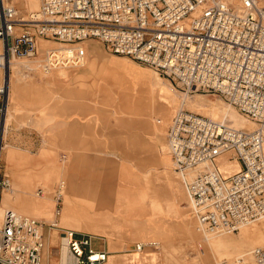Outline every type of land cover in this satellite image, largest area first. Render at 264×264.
<instances>
[{
  "label": "built area",
  "instance_id": "built-area-1",
  "mask_svg": "<svg viewBox=\"0 0 264 264\" xmlns=\"http://www.w3.org/2000/svg\"><path fill=\"white\" fill-rule=\"evenodd\" d=\"M259 3L41 0L39 11L24 17L9 0H0V72L16 58L35 56L39 40L59 45L45 51L47 70L81 67L87 56L80 45L95 40L111 55L151 68L186 93L203 92L227 101L258 129H235L179 110L169 125L167 147L183 177L199 231L234 232L264 217V8ZM8 107L9 90L3 81L0 128ZM223 156L240 165L227 178L217 162ZM193 171L195 177L188 180L187 173ZM9 187L10 180L0 178V196ZM63 187L62 182L50 223L61 230L60 248L66 247L73 264L106 263L108 253L96 249L91 236L59 226ZM45 226L42 220L8 210L0 224V264H44ZM157 246L139 243L135 251ZM237 264H264V247Z\"/></svg>",
  "mask_w": 264,
  "mask_h": 264
},
{
  "label": "rangeland",
  "instance_id": "rangeland-1",
  "mask_svg": "<svg viewBox=\"0 0 264 264\" xmlns=\"http://www.w3.org/2000/svg\"><path fill=\"white\" fill-rule=\"evenodd\" d=\"M33 1H35L36 4L38 3V0ZM9 2L12 3L24 17L28 16L27 11L37 10V8H31L28 4L29 2L27 1L21 3L27 9V11L20 9L19 5L13 3L12 0H9ZM259 2V6L264 8L263 0H259ZM43 44L48 47L57 46V44H54L53 42L39 40V50L35 56L20 59L16 58L17 61H36V63H38L37 61L45 57V50H40V46L45 47ZM80 46H84L86 56H92V52L95 51L100 56V59L105 64V66L116 73L109 76L103 74L99 77H94L89 81L86 80V78L82 79L81 81H66L63 76H60V70L45 75L40 69L32 71L21 70V67L23 66L16 65V69L14 68L12 71L9 70V66H7L5 71L0 72V84H3V81H5L9 90V107L0 128V178H6L10 180V187L4 190L0 196V205L2 203L3 207L6 209L9 208L4 205L3 199L10 197L12 194L10 191V189L13 187L12 174L38 176L46 168L44 158L45 153L47 155L52 154L57 160L58 164L60 166L62 165L63 169L66 170L68 168L69 160L72 159V152L70 154L67 151L57 148L54 142L55 124L66 117H75L77 118L76 120L80 122L91 123L89 127L92 128L96 138L98 135L103 136L109 131L111 132V130L114 128H119L117 121L118 118L116 117L117 115H115V112H119L118 114L120 115V112L125 111L127 104H129V106L132 104L133 106L137 107L135 109H154V106L161 108L166 103L175 104L176 102L180 105H176L175 107L173 106L174 109L172 108V111L168 116L164 117L160 114L156 116V121L161 122L160 124H157L161 131L157 138L154 137V143H157L158 145H154V156L162 155V158L165 159V162L171 157L167 147L168 127L171 124L175 114L178 112V110H180L179 106H181L183 102L185 103V110L201 114L208 118H210L208 115L198 112L202 110L201 108H198L199 106L218 109L221 112L222 118L218 119L217 121L225 122L227 125L234 127L233 122H231V120H234L237 123L236 127L234 128H237L238 125L246 126L249 124L254 125V130H257L259 127L255 122L242 115L236 108L229 106L227 101L217 96L209 95L203 92H191L190 96H192L193 99L186 100L184 97L185 94H183V92L186 93L184 88L170 82L167 80V78L160 76L151 68L133 62L128 58L111 55L106 50L104 45L98 41H86ZM17 69L21 71L14 73L18 71ZM84 69L85 68H71L66 69L65 71L67 75L70 76L77 73H82ZM154 75L158 78H161L162 82H157ZM10 84L12 85V88L16 87L17 91H19L16 94L17 98L14 102L15 111L12 110V105H10ZM118 94L126 96L129 103H126V101L123 104L109 101L111 96L114 97ZM226 111L229 112L226 113ZM11 113L12 115H10ZM94 122H96L95 125H93ZM110 122H115V124H111ZM238 129L247 130L244 127ZM6 147L13 151L12 156L15 160L13 169H11V167L6 162V158H8V155L6 156ZM12 147H15V149ZM69 155H71V157H69ZM229 156L220 158L218 161L220 164V166L218 165L220 167V172L225 178H227V175H231L232 172L235 173L237 170L236 165L232 163L236 161L230 160ZM155 158L156 157H154V160ZM113 161L116 163L119 162L116 159ZM120 163L121 162H119V164ZM169 164L172 168L171 172H174L172 161ZM154 166L157 167L159 165H157L154 161ZM202 168L203 167L199 168V170H202ZM118 170L119 169H117L116 173L114 174V185L120 184L118 177L121 175V172H118ZM157 171L160 170H156L154 172V178L158 174L156 173ZM62 174L63 176H60L52 183L50 190L36 185L34 188H32L30 192L31 194H21L20 197L16 198L17 202L15 203L22 204L23 210H13L18 214H23L24 216L39 220H42V217L47 218V220H42L46 223L44 229V264H58L56 261L58 258H60L57 252L61 247V230L58 228H52L50 226V223L52 220H54V218L49 219V217L53 216L52 209L56 205L55 198L59 194L60 184L65 182V187H67V176H65L64 172H62ZM173 175L177 176L182 186L183 179L181 178V175H177L175 172ZM195 175V171L188 172L186 178L191 180L195 177ZM40 189L42 191V195L38 196L37 193L40 192ZM106 189L109 191L110 189H114L116 195L121 198H109L108 194L104 193L103 191ZM183 189H185L184 184L182 188L184 197L182 199L183 204L180 205L179 209L181 212L187 214L183 217L179 213H174L171 217L168 215L167 217L169 218L167 219L171 220V222H163L164 225H162L160 229L156 231L157 233H154L153 228L151 233H149V235L144 238L136 237L132 239H121L119 236L120 232L117 230L112 233H102L101 235L95 234L92 231L84 232V230L89 227L92 228L93 231L98 230L97 232H99V225H101L102 222L106 223V225H113L114 219L112 216L101 219L102 222L99 221L100 218L94 216H87L83 219V217L78 216L82 214L79 212V210L70 211L69 207L67 208L69 214L73 215L75 219L71 216H69L71 219H67L65 212L63 215L64 222H60L62 226L60 227H65L64 229L68 228V230L72 229V231L75 230L77 233L83 231L82 233L92 235L93 237H91L93 238V242L95 241V246L98 248H100V245H106L107 247L109 243L113 242H130L133 244L134 248L136 244L139 243L148 244L150 242H155L158 244L157 248H146V250L139 253L141 259L143 258L149 260L151 256H154V263L152 262L153 264H207L206 259L211 256L210 249L215 250L219 256V259L222 260L221 262H218V264H223V262H228V264H237V259L240 258L241 255L236 254L232 255V257H229L226 254L231 250L237 249L236 244L240 243L239 238L242 236L244 231L248 230H254V232L247 237V239H251L250 242L253 245L251 249H248L249 253L245 254L246 256L243 258L250 259V253L252 250L258 247H264L263 220L254 222L241 229L239 228L234 232L226 231V234H223V236H215L209 242H204L205 234L202 231H199V224L197 220H195L196 217L190 206L191 204L189 198L187 199ZM89 193L90 191L87 190L86 194L83 195L89 196ZM90 194H92V192ZM65 195L66 194L62 193L61 205L59 207L60 210L61 206L63 205V201L65 203ZM43 196H45V198H42ZM159 197V192L154 188V200L150 207L152 208L153 215L155 213L156 217L162 218L166 216L164 211L162 215H159L162 213L160 210L157 212L154 211V203L160 202L159 204L163 205L162 201L160 200L162 197ZM119 200L125 201V195L123 191H120L110 182H108L106 183L105 187L101 188L100 197L95 199V206H93V199H90V201L89 199H78L77 206L84 209L87 213L91 212L94 214L97 209L104 210L114 208L107 203L110 201L117 202ZM66 204H68V200H66ZM47 208L50 210L49 216L35 215H42L46 212ZM93 208H96V210L94 211ZM214 233L212 232L209 234ZM222 240H225V242L221 244L222 246H220L218 242ZM114 243L112 248L109 250L107 249L110 253V259L104 264H135L134 255L137 251L134 253L133 251L131 253H125L123 251V245L118 247L115 246ZM49 245L51 246L49 247ZM143 262H145V264H150L149 261Z\"/></svg>",
  "mask_w": 264,
  "mask_h": 264
},
{
  "label": "crops",
  "instance_id": "crops-1",
  "mask_svg": "<svg viewBox=\"0 0 264 264\" xmlns=\"http://www.w3.org/2000/svg\"><path fill=\"white\" fill-rule=\"evenodd\" d=\"M92 53V56L86 57V66L82 73H77L70 76H65V74L60 73V76H63L66 81H81L85 78L89 81L92 78L99 77L103 74L109 76L116 73L115 71L110 70L107 66H105V64L101 61L100 56L95 51ZM19 71L20 70L16 71V73H18ZM155 79L157 82L159 80V82H162L161 78L155 76ZM18 92L19 91H17V88H12L11 85L10 105H12V110L14 111V102L17 98L16 94ZM126 99V96L118 94L114 97L111 96L109 101L122 104L125 103V101L126 103H129L128 99ZM127 105L125 111L120 112V115L118 114L119 112H115V115H117L116 117L118 118L117 121L119 128L112 129L111 132L109 131L103 136L101 135L102 137L98 135L95 138L92 128L89 127L91 123L80 122L76 120L77 118L75 117H66L64 119H61L59 122H56L54 137L56 147L61 150L67 151L70 154L72 152V159L69 160L68 168L66 170L63 169L62 165L60 166L58 164L57 160L52 154L47 155L45 153L44 158L46 168L38 176L12 174V194L10 195V197H6L5 199H3L4 205L11 210H23L22 204L15 203L17 202V197H20L21 194H31L30 192L32 188H34L36 185L50 190L52 183L60 176H63L62 172H64L65 176H67L68 181L67 187L64 192V194H66L65 203L63 201L64 206H61V214L58 217L59 223L64 222L63 215L65 214V212L67 215V219H71L69 216L74 218L73 215L69 214V211L67 209L68 207L70 211L79 210V212L82 214L78 216L83 217V219L87 216H94L100 218L99 221H101V219L112 216V218L114 219L113 225H106V223L101 221L102 223L101 225H99V232H97V229V231H93V229L90 227L84 230V232L92 231L95 234L101 235L102 233H112L117 230L121 233H119L121 239H132L136 237L144 238L148 236L153 228L154 233H157L156 231H158L160 227L164 225L163 222H171V220L167 218L173 216L174 213H179L182 217L185 216L187 213L181 212L179 209L180 205L183 204L182 199L184 198L182 191L183 184L181 186V183L179 182L177 176L173 175L174 172L175 174L179 175V173L174 168V172H171L172 168L169 163H171L172 158L170 157L171 161L168 158V160H166L165 162V159L162 158V155L154 156V145L158 146L157 143H154V137L157 138L161 131L160 127L157 125L161 122L158 123L156 121V116L160 114L166 117L171 113L172 108L174 109L176 105L180 104H177L176 102L175 104L166 103L161 108H157L156 106H154V109H135L137 107L133 106L132 104L130 106L129 104ZM10 115H12V113ZM110 123L115 124V122ZM95 124L96 122H94L93 125ZM12 148L15 149V147ZM12 154L13 151L6 148V156L8 155V158H6V162L11 167V169H13V166L15 165V160ZM69 157H71V155H69ZM154 157H156L155 160ZM113 158L121 163H116L115 161H113ZM154 161L159 166L155 167ZM236 162L232 163L236 165L238 170L240 165L238 162V164ZM117 169H119L118 172H121V175L118 177L120 180V184L114 185V174L116 173ZM156 170L160 171L156 172L158 174L154 178V172ZM233 174L234 172L231 173V175ZM231 175H227V177H230ZM181 178L183 177L181 176ZM80 182L83 184H81ZM108 182H110L115 188L123 191L125 195V201L119 200L117 202H108L107 204H110V206L114 207L112 209L96 210V208H93L94 211L96 210L94 214H92L91 212L87 213L84 209L77 206L78 199H89V201L90 199H93V206H95V199H98L100 197L101 188L105 187L106 183ZM154 188L159 192L160 197H162L159 198L163 204H159L160 202L154 203V211L157 212L158 210H160V212L162 213H160L159 215H162L164 211L166 213V216L164 214L166 218L162 216V218H158L156 217L155 213L154 215L152 213V208L150 207V205L154 200ZM87 190L90 191V193L92 192V194L89 193V196L83 195L86 194ZM183 190L188 199V195L185 189ZM103 191L104 193H107L109 198L111 199L119 198L114 192V189H110V191L106 189ZM42 198H45V196H43ZM66 200H68L69 206L68 204H66ZM56 209L57 207L55 205L52 209L53 216L49 217V219L55 218ZM49 213L50 210L49 208H47L46 212L42 215H35L49 216ZM168 215L170 216L167 217ZM41 219L47 220V218L45 217H42ZM82 232L78 233L92 236L90 234ZM247 235L248 231L244 233V237H246ZM206 241L209 242L210 240H207L205 236L204 242ZM113 243H109L107 247L106 245H100V248H98L95 246V241L93 242L94 247L102 251H106L107 249L109 250L110 248H112ZM114 244L118 247L123 245V251L125 253H131L132 251L133 253L136 252L133 244L130 242H119ZM50 246L51 245H49V247ZM108 250L106 252L109 255V261L110 253L108 252ZM248 253L249 250L246 248H237L235 250L229 251V253H227L226 255L232 257V255L237 254L241 255V257L238 259H242L246 256L245 254ZM210 254L211 256L206 259L207 264H218V262L222 261L219 259V256L217 255V252L215 250L210 249ZM134 260L135 264H145V262L143 261H149L150 264H153L154 256H151L149 260L143 258L141 259L140 254L136 252L134 255Z\"/></svg>",
  "mask_w": 264,
  "mask_h": 264
},
{
  "label": "bare ground",
  "instance_id": "bare-ground-1",
  "mask_svg": "<svg viewBox=\"0 0 264 264\" xmlns=\"http://www.w3.org/2000/svg\"><path fill=\"white\" fill-rule=\"evenodd\" d=\"M25 1H27V2H29L28 4H29V6L31 7V8H37V10H31V11H27V9L21 4V3H24ZM228 1H230V2H232L233 0H228ZM12 2L13 3H15V4H17V5H19V8L20 9H22V10H24V11H27V13H28V15L29 16H31V15H33V14H35V13H37L38 11H39V9H40V6H41V0H38V5L36 4V2L35 1H33V0H12ZM263 5H264V0H263ZM45 42H47V41H45ZM45 47H43V46H40V50L42 49H44L45 51H47L48 49H51V48H59V45H57V46H53V47H48V46H46L45 44H43ZM82 47H84V46H82ZM44 55H45V53H44ZM38 63H36V61H25V62H19V61H17V59H14V60H12L11 61V63H10V65H9V70H11L12 71V69H16V65H19V66H23V67H21V70H30V71H32V70H37V69H40L41 70V72H43L45 75H48V74H50V73H52V72H54V71H57V70H60V73H63V74H65V76L67 75V73H66V69H71L70 67H68V68H56V69H52V70H47L46 68H45V57L44 58H41V60H39V61H37ZM85 66H86V60H85V63L83 64V66H81V67H73V68H85ZM20 70V71H21ZM12 73V72H11ZM14 73H16V72H14ZM2 74V73H1ZM160 81V80H159ZM158 81V82H159ZM9 83H10V81H9ZM171 85V84H170ZM172 86V85H171ZM183 94H185L184 95V97H185V99L186 100H191V99H193V97L192 96H190V93H184L183 92ZM117 99V98H116ZM184 105H185V103L183 102L182 103V105L180 106V110H185V108H184ZM230 106V105H229ZM199 109L201 108L202 110H200V111H198V112H202V114H204V115H208L212 120H214V121H217L218 119H221L222 118V115H221V112L218 110V109H211L210 107H204V106H199L198 107ZM216 108V107H215ZM234 108V107H233ZM179 111V110H178ZM229 111H226V113H228ZM231 114V113H230ZM228 116V115H227ZM231 122H233V124H234V127H236V121H234V120H231ZM225 123V122H224ZM231 127H233V126H231ZM233 127V128H234ZM245 128V129H247V131H253L254 130V125H252V124H249V125H246V126H241V125H238L237 126V128H235V129H238V128ZM241 130V129H240ZM243 130V129H242ZM255 131V130H254ZM7 148V147H6ZM224 157H227V156H223V158ZM222 158V157H221ZM220 159V158H219ZM219 159L217 160V162L219 161ZM238 164V163H237ZM218 165L220 166V164L218 163ZM239 171V169L236 171V172H238ZM235 172V173H236ZM183 179V178H182ZM64 183V189H63V191H62V193L64 194V192H65V189H66V187H65V182H63ZM12 190V188L10 189V191ZM37 195L38 196H41L42 194H39V193H37ZM8 210H11V209H6V208H4L3 207V205H2V203H1V205H0V224L2 223V220H3V218H4V216H5V214H6V212L8 211ZM13 211V210H12ZM15 212V211H14ZM20 215H23V214H20ZM261 220H263V222H264V217H262L261 218ZM61 223H59V226H61L60 225ZM250 225V224H249ZM246 226H248V225H244V226H241L240 227V229L241 228H243V227H246ZM62 227V226H61ZM64 228V227H63ZM66 229H68V228H66ZM72 230V229H71ZM73 231H75V230H73ZM246 231H244L243 232V234H242V236L239 238V240H240V243L239 244H236V248H246V249H251L252 248V243L250 242V240L251 239H247V237L248 236H250L253 232H254V230H248V235L246 236V237H244V233H245ZM205 234V236H206V239L207 240H211L213 237H215V236H223V234H226L225 233V231L223 232V231H221V232H217V233H214V234H209V233H204ZM225 242V240L223 241H219L218 242V244H220V246H222L221 244H223ZM138 253V252H137ZM57 254H58V256L60 257V258H58L57 259V263L58 264H73V262H72V260L69 258V256H68V253H67V249H66V247L64 246V247H62V248H60L59 250H58V252H57ZM56 260V259H55ZM223 264H228V262H223Z\"/></svg>",
  "mask_w": 264,
  "mask_h": 264
}]
</instances>
